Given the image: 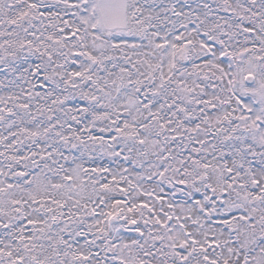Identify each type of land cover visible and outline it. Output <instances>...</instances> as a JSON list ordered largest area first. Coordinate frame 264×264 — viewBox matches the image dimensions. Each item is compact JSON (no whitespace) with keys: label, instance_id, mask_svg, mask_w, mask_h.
I'll return each mask as SVG.
<instances>
[{"label":"snow or ice","instance_id":"1","mask_svg":"<svg viewBox=\"0 0 264 264\" xmlns=\"http://www.w3.org/2000/svg\"><path fill=\"white\" fill-rule=\"evenodd\" d=\"M0 264H264V0H0Z\"/></svg>","mask_w":264,"mask_h":264}]
</instances>
